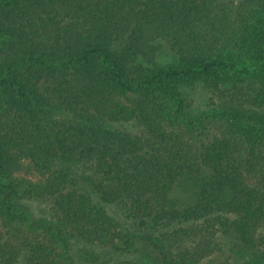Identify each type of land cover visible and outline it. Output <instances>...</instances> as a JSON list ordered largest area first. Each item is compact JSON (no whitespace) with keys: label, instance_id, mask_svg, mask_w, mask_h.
Instances as JSON below:
<instances>
[{"label":"trees","instance_id":"obj_1","mask_svg":"<svg viewBox=\"0 0 264 264\" xmlns=\"http://www.w3.org/2000/svg\"><path fill=\"white\" fill-rule=\"evenodd\" d=\"M217 234L264 264V0H0V264H198Z\"/></svg>","mask_w":264,"mask_h":264},{"label":"rangeland","instance_id":"obj_2","mask_svg":"<svg viewBox=\"0 0 264 264\" xmlns=\"http://www.w3.org/2000/svg\"><path fill=\"white\" fill-rule=\"evenodd\" d=\"M247 65L252 66L253 62L248 61ZM215 93L216 94L211 93L209 95L207 92L199 89L194 91V95H196V114H210L215 116L216 112L222 110L224 105V103H221L220 101L222 95L221 93L218 95V92ZM207 100L210 101L209 104ZM220 120H222V118L218 119V121ZM16 175L20 179L31 181L33 183H39L40 181V176L37 173V170L29 161L24 162ZM26 204L29 216L28 226L33 224V227L38 229V231H44L46 230L47 226H53L55 220L52 217L50 207L45 202L41 200H27ZM107 208L111 213L115 214L122 223L125 222L124 214L120 212L115 206L107 205ZM216 241L221 242L222 246L217 248V250L214 249L210 254H205L202 256V258L198 261V264H244L247 257H244L241 254L235 255V253H230L228 244L229 241L227 237L217 234L213 239V243ZM69 242L71 243V247L65 246L63 242H60L58 246V252L60 256L62 257L63 261L67 263L73 259L75 264H119L120 262H123L127 259H135V255L132 254L108 253L101 254V258L99 259L100 263H92L87 259L86 253H81L80 248L82 246L79 242H73L71 240ZM195 242H198V240ZM195 242H190L189 245L193 247ZM94 250L97 251V249Z\"/></svg>","mask_w":264,"mask_h":264}]
</instances>
